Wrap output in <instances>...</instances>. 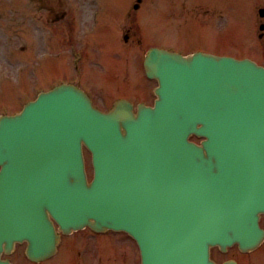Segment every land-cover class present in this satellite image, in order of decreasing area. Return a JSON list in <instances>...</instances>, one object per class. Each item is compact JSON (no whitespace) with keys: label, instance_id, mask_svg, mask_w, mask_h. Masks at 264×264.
I'll list each match as a JSON object with an SVG mask.
<instances>
[{"label":"rangeland","instance_id":"rangeland-1","mask_svg":"<svg viewBox=\"0 0 264 264\" xmlns=\"http://www.w3.org/2000/svg\"><path fill=\"white\" fill-rule=\"evenodd\" d=\"M3 1V5H9L7 9V16L10 17L8 21L14 22L17 24V18L13 17L14 11L16 10V4H18L19 0H0ZM127 3L125 6H123L124 11H135L133 20H137V18H141L144 13V9L136 11L132 8V5L135 4L136 0H126ZM181 0H143V7H148L151 5L156 6V15L157 17L161 18L164 16H167L165 12L166 4L169 5L170 11H172V7L178 6L179 2ZM195 0H190L189 2ZM107 2L116 3L118 0H107ZM250 0H247V4ZM119 3V2H118ZM232 3L234 4V1L232 0ZM88 4L85 3V5ZM165 4V5H164ZM218 4V3H217ZM260 4H264V0H261L257 3H254V6L256 7V13H257V7ZM3 5H0V13L5 11V8H3ZM89 5V4H88ZM89 8V7H88ZM230 8V7H229ZM177 9L174 8L173 12L177 14L175 11ZM241 12V16L244 18V20L247 22L250 32L252 33V37L254 41L252 42L251 39L247 38L246 35L243 32V29L248 30V27L245 23L239 22L237 18H234L233 15L236 14L235 11ZM123 11V12H124ZM193 12L189 11V19L185 20L184 17H177L181 19L180 21H190L191 19H195V21L198 22L196 18L201 20L198 16H192ZM232 14V20L230 21V24L227 26V28H218V25L215 24V27L211 28H205L202 24H197L196 22H191L190 25H186L182 22H179L177 19H164V24L161 25V33H158V28H153L154 32L152 35H148L146 41L150 42L152 40H159L162 42H165L164 45L166 46H172L177 45V49H189L193 48V50H211L213 48L221 49L222 51H231L232 53L239 54H245L249 53L253 57L258 58H264V56L261 54L259 46L260 43L257 42L258 40V20L257 16L255 15L254 10L251 8H248L245 6V4H235L233 5V9L231 10ZM247 16V19H246ZM173 17V16H172ZM192 17V18H191ZM218 17V16H217ZM213 18V17H212ZM216 19H224V18H213L209 20V22H213ZM123 22V21H122ZM133 23V22H132ZM2 26H8L6 19L2 21ZM133 32L131 35V41L130 46L131 49H134V54L131 53L132 63L136 66V68L139 70V72L142 74L140 66H139V59H141V53L138 51V45H139V38L141 37V33L139 28L135 24H133ZM143 27V26H142ZM30 31V30H29ZM113 31L112 28H109L104 36L105 41L110 44L113 43V38L109 36ZM119 36H121V32L119 30V26L117 29ZM108 35V36H107ZM64 37V36H63ZM58 39V37H57ZM121 44L120 37L117 40ZM116 41V42H117ZM53 41H51L52 44ZM253 45L254 43H256ZM23 46V47H22ZM51 45L48 44V46L42 45L40 47H37V52H44L47 47H50ZM162 46V45H158ZM165 46V47H166ZM168 48V47H167ZM66 52V49H63ZM34 55V41L32 42V34H24L20 35L17 28H4V32L2 36L0 35V114L2 111L6 110L7 107L5 104L9 105V109L14 110L17 109L22 102V97L20 96V90L23 89H29L32 91V94H34L35 90L37 88L45 86L47 83L44 81L39 82L40 77L38 75H32V69L35 66V61L33 59ZM116 60H123V54L118 53L116 54ZM33 59V60H32ZM50 59V58H48ZM47 60V59H46ZM109 62H112L111 57L109 58ZM63 60L60 59H54L52 62V65L50 70L48 71V76H52L49 80V83L54 81L55 74H56V68L57 66L63 65ZM22 65H25V71ZM107 69V68H106ZM105 70V67H99L96 70V74H101ZM136 74H133L132 77H135ZM128 77V76H127ZM38 82V83H37ZM48 83V84H49ZM146 81L142 74V80L137 82L138 86H141L145 84ZM47 84V85H48ZM46 85V86H47ZM125 85V84H124ZM147 85V83H146ZM112 88V87H110ZM107 93H98V102L101 103L105 108L109 107L114 99L112 98H106L107 94L110 93H116L115 89H106ZM118 239V238H116ZM111 240V239H110ZM118 245L121 250V256L118 257L117 262L123 263L126 262V260L131 258V253L134 252V243L132 241H129L125 236L119 237ZM135 247V246H134ZM124 249V250H123ZM123 250V251H122ZM214 256L220 260H225L228 256H239V252L237 248H232L227 254L219 253L217 250H214ZM259 254L263 257L262 263L264 264V247L259 251ZM109 262L113 261V259H109ZM115 262V261H113ZM112 262V263H113ZM139 262V256L138 252L135 250V264H138Z\"/></svg>","mask_w":264,"mask_h":264},{"label":"water","instance_id":"water-1","mask_svg":"<svg viewBox=\"0 0 264 264\" xmlns=\"http://www.w3.org/2000/svg\"><path fill=\"white\" fill-rule=\"evenodd\" d=\"M109 119L112 122L118 124L115 118L110 117ZM127 123L128 122H126V124ZM242 137H234V138L237 141ZM198 152L200 151L198 150ZM234 152H235L234 150H231L232 154ZM202 160L204 162L206 161L204 159ZM253 160L255 162L253 173L254 176H257L256 180L252 181L253 178L252 174H250L249 177L246 176L245 174H238L233 176L232 178L226 179L222 181V183L225 184V188L223 191V196L221 197L217 195V191L215 188H209L207 184V179L202 180V182L205 181L206 184L201 182L202 183V184L200 183L201 186L198 189H196V191L191 196L185 197L183 201L185 207L182 204L180 214L188 211V209L190 208L198 207L203 211L208 212L210 218L209 220L210 227L212 229H215L216 227L223 225L227 221L231 220L232 212L238 210L245 202H247L248 205L251 206L254 200H251L250 198L254 195L258 187L259 189H261L262 193L264 194V157L256 153V155L253 157ZM205 164H207V162H205ZM197 171L198 169L196 167H189V172L187 175H190L195 179V177L198 175ZM80 183L81 182L79 181L77 184ZM200 198H202L201 199L202 204L199 201ZM209 198H211V200ZM262 207H264V205L259 206L258 209H261ZM257 220H258V213L255 216V221ZM230 225H233V223ZM254 228L257 229L256 223H254ZM234 233L241 235V233H239L238 231L231 232L230 230H225L223 233H221V236H226L227 238L231 239L232 238L231 235H233ZM242 237L245 239L248 238V236L245 234ZM189 240L190 241L187 242L183 239L177 238L167 245L166 250L169 252L189 251L191 250L193 245L198 243L197 239L194 238L193 236ZM209 245L210 244H208V247ZM255 246L256 245L252 246V248ZM243 247L247 248L246 246ZM161 248H162V243L159 242L158 244L150 245L147 249V252L150 256L156 257L158 251L161 250ZM197 252L198 251H195L194 255H196Z\"/></svg>","mask_w":264,"mask_h":264}]
</instances>
